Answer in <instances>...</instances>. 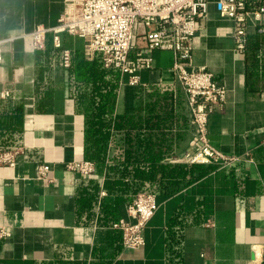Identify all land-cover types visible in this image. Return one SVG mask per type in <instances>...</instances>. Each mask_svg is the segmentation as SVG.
I'll list each match as a JSON object with an SVG mask.
<instances>
[{"label":"crops","instance_id":"obj_1","mask_svg":"<svg viewBox=\"0 0 264 264\" xmlns=\"http://www.w3.org/2000/svg\"><path fill=\"white\" fill-rule=\"evenodd\" d=\"M64 10L65 0H0V37L8 39L0 98L23 99L25 106L23 151L14 164L0 163V227L11 232L0 239V264H264V49L255 61L238 51L234 21L209 0L194 37L192 65L210 70L228 89L225 103L210 116L209 138L228 155L251 152L253 161L228 168L196 164L190 182L179 178L176 191L154 192L159 208L144 230L146 243L132 249L113 225L99 223L104 202L116 207L119 219L134 222L129 196L110 194L106 168L100 174L96 165L94 174L85 175L66 167L86 160L85 115L72 96L69 70L50 45L55 47L52 34L42 50L29 35L38 25H57ZM150 28L138 25L137 46L145 44L141 33ZM256 33L261 32L249 34ZM61 34L85 49L84 38ZM152 56L154 67L140 72V85L121 72L115 113L139 124L112 129L109 161L131 139L141 159L152 150L161 164L178 165L167 158L181 155L193 140L188 100L172 70L174 53L155 48ZM42 164L51 167L47 178L40 175ZM92 179L100 186L94 221L86 224L76 197L80 189H91Z\"/></svg>","mask_w":264,"mask_h":264},{"label":"built area","instance_id":"obj_2","mask_svg":"<svg viewBox=\"0 0 264 264\" xmlns=\"http://www.w3.org/2000/svg\"><path fill=\"white\" fill-rule=\"evenodd\" d=\"M216 7L221 16L234 21L238 51L245 52L252 30L264 33V0H216ZM208 9L209 0H65V10L57 25H38L29 35L38 50L45 49L49 34L57 48L62 47V32L84 38L88 57L101 54L106 67L128 74L129 83L136 86L141 84L140 72L154 67L153 49L172 51L175 57L172 70L186 94L195 133L186 151L167 160L228 168L238 162L253 161V156L251 152L245 157L228 155L209 138L210 116L225 103L228 89L216 80L213 72L192 65L194 37ZM141 23L151 28L141 33L145 44L137 46ZM7 40L0 37V65L4 61L3 44ZM72 57V49L63 48L64 67L71 66ZM4 95L9 96L10 92ZM261 146L264 148V139ZM22 151L20 145L1 151L0 163L14 164ZM66 167L85 175L96 172V163L87 159L68 162ZM50 168L48 164L40 165L42 178H47ZM158 208L156 193L149 191L138 193L127 205L128 214L136 220L121 217L113 223V228L121 232L125 247L137 249L145 245L144 230ZM10 235L8 229L0 227V239Z\"/></svg>","mask_w":264,"mask_h":264},{"label":"trees","instance_id":"obj_3","mask_svg":"<svg viewBox=\"0 0 264 264\" xmlns=\"http://www.w3.org/2000/svg\"><path fill=\"white\" fill-rule=\"evenodd\" d=\"M61 40V48L50 45L61 59L63 48H70L73 51L72 64L67 69L72 86L71 93L76 100L77 109L85 115V158L96 163L98 173L101 174L105 168L107 169L109 179L106 180L105 187L110 194L127 195L129 200L133 201L138 193L144 191L172 193L180 187L179 178L187 179V183L190 182L196 172V164H161V155L152 150L147 151L146 157L141 159L138 150L133 149L131 139L122 154L109 161L108 148L112 129L139 124V119L137 122L134 121L135 117L128 118L115 113L121 71L115 67H106L101 54L89 59L81 44L74 48V44L65 41L62 34ZM262 49H264V33L249 34L246 52L248 55L251 53L253 61ZM47 94L49 95L50 91H46ZM24 117L23 99L14 102L0 98V152L20 145L24 131ZM159 173L162 175L161 178L158 177ZM90 186L91 189L89 187L80 189L76 197L78 217L86 224L94 221V207L100 183L92 179ZM117 220L119 217L116 207L107 202L102 203L99 223L112 226Z\"/></svg>","mask_w":264,"mask_h":264}]
</instances>
